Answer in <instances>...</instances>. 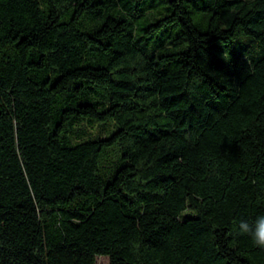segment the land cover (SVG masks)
Instances as JSON below:
<instances>
[{"label": "trees", "instance_id": "obj_1", "mask_svg": "<svg viewBox=\"0 0 264 264\" xmlns=\"http://www.w3.org/2000/svg\"><path fill=\"white\" fill-rule=\"evenodd\" d=\"M260 215L264 0H0V264H264Z\"/></svg>", "mask_w": 264, "mask_h": 264}, {"label": "clouds", "instance_id": "obj_2", "mask_svg": "<svg viewBox=\"0 0 264 264\" xmlns=\"http://www.w3.org/2000/svg\"><path fill=\"white\" fill-rule=\"evenodd\" d=\"M239 232L249 235L256 247L264 248V215L258 216L254 224L240 221Z\"/></svg>", "mask_w": 264, "mask_h": 264}, {"label": "rangeland", "instance_id": "obj_3", "mask_svg": "<svg viewBox=\"0 0 264 264\" xmlns=\"http://www.w3.org/2000/svg\"><path fill=\"white\" fill-rule=\"evenodd\" d=\"M95 130H98V128ZM108 263H109V258L107 256H103V255L97 256L96 264H108Z\"/></svg>", "mask_w": 264, "mask_h": 264}]
</instances>
